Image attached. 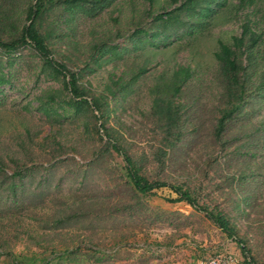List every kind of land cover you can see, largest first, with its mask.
<instances>
[{
    "label": "rangeland",
    "instance_id": "1",
    "mask_svg": "<svg viewBox=\"0 0 264 264\" xmlns=\"http://www.w3.org/2000/svg\"><path fill=\"white\" fill-rule=\"evenodd\" d=\"M28 2L12 0L11 7L0 0V39L17 34L26 24ZM145 5L144 0H115L94 17L80 14L70 22L53 21L52 55L67 68H84L89 47L116 31L129 32L132 14L141 18ZM231 8L192 41L159 50L127 51L120 60L85 69L80 83L96 95L110 77L125 75L149 60L132 90L123 100H109L110 111L99 120L84 110L73 117L53 115L50 121L36 110L35 97L44 90L60 92L61 97L67 92L60 77L39 73L33 50L23 47L2 65L9 82L0 92V167L7 174L22 171L15 194L0 198V264L37 263L50 256V250L75 246L109 253L104 264H204L220 256L229 257L226 264H241L235 240L186 202L167 201L176 197L167 187L147 196L134 195L122 157L102 150L105 138L100 140L95 131L101 121L141 175L182 185L199 205H216L249 254L264 264V151H256L252 159L233 152L245 142L240 135L255 128L254 135L261 134L264 99L249 98L246 115L227 123L219 144L212 135L224 84L212 56L216 40L231 43L246 24L258 35L251 52L246 49L242 54L243 64L249 59L254 66L248 70L249 82L255 86L264 78V0L241 6L236 15ZM114 39L124 44L122 36ZM175 63L188 64L195 73L180 98L183 134L168 150L146 89L163 67ZM260 90L264 92V86ZM240 176L246 180L241 182ZM60 215L68 218L65 228L50 230V221Z\"/></svg>",
    "mask_w": 264,
    "mask_h": 264
},
{
    "label": "trees",
    "instance_id": "2",
    "mask_svg": "<svg viewBox=\"0 0 264 264\" xmlns=\"http://www.w3.org/2000/svg\"><path fill=\"white\" fill-rule=\"evenodd\" d=\"M6 4L13 5L12 0H3ZM115 0H29L25 7L26 24H23L17 34L7 39H0V92L1 86L9 82V77L2 71V65L13 59V56L21 48L33 50L37 58V67L44 77L57 79L67 94L61 97L60 92L44 90L42 94L35 97L36 110L51 121V117H73L81 111H88L96 120L108 115L110 111L109 100H123L136 83L137 77L146 71L149 60H143L136 69H131L125 75H119L115 79L109 78V83L104 84L103 89L97 93L89 94L85 85L80 83L82 72L90 70L92 66L112 60H120L122 53L127 51L142 52L143 50H159L169 47L171 44L180 45L186 40H193L207 33L213 26L216 17L225 11L228 6H233V13L245 4L253 0H144L146 3L142 9L141 18L131 17L129 32L120 34L115 32L114 37H123L124 44L114 42V37L108 40L100 39L89 48L88 60L83 64L84 68L72 70L67 68L65 62L57 60L53 55V46L50 45L51 33L54 28L50 25L53 21H73L80 14L85 17H94L104 7ZM11 2V3H10ZM232 9V8H231ZM54 15L51 17L50 15ZM6 19L7 16L5 15ZM49 19L50 21L47 22ZM117 18H114L116 21ZM136 20V21H134ZM43 22H46L45 24ZM239 37H233L231 43L216 40L215 49L212 52L213 59L218 72L223 77L222 105L217 110V117L213 127V138L220 143L224 129L229 121L246 115L248 99L257 97L264 99V92L260 90L264 86V78L255 86L249 82L250 70L254 66L243 64L242 54L255 44L256 38L253 32L248 30L247 25L242 26ZM50 28V31H49ZM249 31V34L246 32ZM62 36V34H60ZM248 43V44H245ZM129 44V46H128ZM247 57V56H246ZM147 61V62H146ZM250 67V68H249ZM195 70L188 64L175 63L171 67H163L156 80L151 83L146 92L150 97L151 111L159 123L162 137L165 141V148L170 149L175 142L180 140L183 132L181 129V93L192 77ZM59 108L60 112H57ZM29 111V109H28ZM96 112V115L93 114ZM261 134L254 135L258 128L251 130V133L240 135L245 142L235 146L233 152L245 158L252 159L257 156L256 151H264V122H259ZM85 126V125H84ZM98 130L102 131V135ZM96 133L103 142V151L115 152L123 160L124 176L129 183L134 195L147 196L153 193L152 190L159 187H167L176 197L166 198L169 202L184 201L195 211L202 212L204 217L221 230L225 235L235 240L242 255L241 264H259L249 254L248 248L240 238L235 236L233 227L225 213L216 205H199L193 196V192L183 188L180 184H171L164 181L147 180L139 172L135 162L125 151L114 141L110 130L99 122ZM237 140V139H236ZM231 143V142H230ZM225 146L222 144L220 147ZM244 146V150H240ZM166 153L163 150L162 155ZM22 170L7 174L0 167V198H7L16 192L20 181ZM241 182L246 179L240 176ZM245 204H247L245 202ZM67 216L60 215L50 221V230L64 229ZM109 258V253H103L98 249L81 250L73 248H61L50 250V256H45L37 263L31 264H104Z\"/></svg>",
    "mask_w": 264,
    "mask_h": 264
},
{
    "label": "built area",
    "instance_id": "3",
    "mask_svg": "<svg viewBox=\"0 0 264 264\" xmlns=\"http://www.w3.org/2000/svg\"><path fill=\"white\" fill-rule=\"evenodd\" d=\"M229 261V257L220 256L218 258H208L204 264H226Z\"/></svg>",
    "mask_w": 264,
    "mask_h": 264
}]
</instances>
